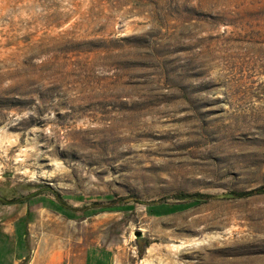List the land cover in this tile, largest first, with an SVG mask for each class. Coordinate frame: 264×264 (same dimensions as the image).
Listing matches in <instances>:
<instances>
[{
	"label": "rangeland",
	"instance_id": "obj_1",
	"mask_svg": "<svg viewBox=\"0 0 264 264\" xmlns=\"http://www.w3.org/2000/svg\"><path fill=\"white\" fill-rule=\"evenodd\" d=\"M260 187L264 0H0L6 220L84 218L113 264H264V191L229 195Z\"/></svg>",
	"mask_w": 264,
	"mask_h": 264
},
{
	"label": "crops",
	"instance_id": "obj_2",
	"mask_svg": "<svg viewBox=\"0 0 264 264\" xmlns=\"http://www.w3.org/2000/svg\"><path fill=\"white\" fill-rule=\"evenodd\" d=\"M29 202L21 201L12 219L0 215V264H113L99 237L84 236L89 225H82V236L65 234L69 225L64 218L82 224L84 218L43 213L46 206Z\"/></svg>",
	"mask_w": 264,
	"mask_h": 264
},
{
	"label": "trees",
	"instance_id": "obj_3",
	"mask_svg": "<svg viewBox=\"0 0 264 264\" xmlns=\"http://www.w3.org/2000/svg\"><path fill=\"white\" fill-rule=\"evenodd\" d=\"M264 191V187H260V188H257V189H253V190H247V191H240V192H232V193H229V195H236V196H248L250 194H253L255 192H263ZM206 194L205 193H198V194H187V193H181L179 196H181L180 198H183V199H187L189 200L190 202L188 204H186L187 206H190V205H193V204H196L197 202H200L201 199L200 197H204ZM57 196L61 197L60 194L57 193ZM155 206V205H153ZM180 206H183V205H180ZM105 208V207H104ZM109 209H112V207H108ZM179 207L177 206H170V208H168V210L170 212H174L176 210H178Z\"/></svg>",
	"mask_w": 264,
	"mask_h": 264
},
{
	"label": "bare ground",
	"instance_id": "obj_4",
	"mask_svg": "<svg viewBox=\"0 0 264 264\" xmlns=\"http://www.w3.org/2000/svg\"><path fill=\"white\" fill-rule=\"evenodd\" d=\"M152 250H154V247L151 246V247L148 249V251L151 252ZM155 250H156V249H155Z\"/></svg>",
	"mask_w": 264,
	"mask_h": 264
},
{
	"label": "water",
	"instance_id": "obj_5",
	"mask_svg": "<svg viewBox=\"0 0 264 264\" xmlns=\"http://www.w3.org/2000/svg\"><path fill=\"white\" fill-rule=\"evenodd\" d=\"M142 234V232H140V231H137V233H136V235H141Z\"/></svg>",
	"mask_w": 264,
	"mask_h": 264
}]
</instances>
